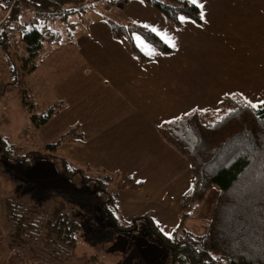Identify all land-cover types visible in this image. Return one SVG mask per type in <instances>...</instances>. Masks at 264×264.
<instances>
[{
  "label": "crops",
  "instance_id": "crops-1",
  "mask_svg": "<svg viewBox=\"0 0 264 264\" xmlns=\"http://www.w3.org/2000/svg\"><path fill=\"white\" fill-rule=\"evenodd\" d=\"M105 3L106 12L89 17L84 32L76 38L62 36L54 50L42 51L27 73V90L38 106L60 104L46 122L56 120L49 140L72 128L81 134L61 139L55 149L61 159L114 175L119 183L125 178L140 183L136 189L118 184L114 190L119 221L128 224L135 216L148 215L170 236L180 225V199L193 177L187 161L162 140L157 126L190 111H216L227 95H238L252 106L264 101V0H196L192 4L201 24L184 15L175 24L144 0ZM87 11L78 14V21L86 20L80 15ZM107 20L144 27L171 51L163 53L133 33V45L147 58L140 60L127 39L113 37ZM31 160L32 167H40L21 177L33 193L25 197L32 204L40 203L41 191L87 200L98 196L81 181L63 179L51 159ZM97 203L101 208L99 199ZM90 225L89 231L96 228ZM104 227L124 241V249L103 253L104 241L89 236L92 261L98 251L114 258L111 264L167 263L162 246L143 223L132 231H118L112 223ZM77 256L75 246L72 258Z\"/></svg>",
  "mask_w": 264,
  "mask_h": 264
},
{
  "label": "trees",
  "instance_id": "trees-1",
  "mask_svg": "<svg viewBox=\"0 0 264 264\" xmlns=\"http://www.w3.org/2000/svg\"><path fill=\"white\" fill-rule=\"evenodd\" d=\"M97 1L100 0H42L37 5L19 0L15 3L0 27V50L10 56L9 35L25 23L29 29L24 33L19 31V41L24 49L20 54L16 53L15 63L8 68L10 81L13 77V82L27 92L18 75L35 68L33 58L42 48L57 47L61 43V24L65 36L70 37L76 23L68 22L69 19L90 9ZM144 1L175 24L180 15L201 24L198 8L186 0ZM4 6L5 0H0V16L5 12ZM107 22L113 37L127 39L132 52L140 60L147 58L133 45V33L163 53L171 51L144 27ZM12 23H16L15 30L9 32ZM26 97L24 104L30 109V120L35 127L46 123L60 107L59 103H54L37 111L31 96L27 93ZM157 131L162 140L187 161L193 177L191 186L180 199V221L191 216L192 209L212 186L217 187L204 233L185 231L182 238L172 239L164 235L148 215L135 216L128 224H122L116 196L106 193L101 179L86 176L82 169L51 154L66 135L81 136L74 128L45 145L46 152L31 151L17 157L12 155L14 150L17 152L15 146L0 138V156L23 166L28 165L25 155L29 153L57 162L60 174L66 180L77 177L98 195L104 193L106 199L101 202V209L114 229L132 231L143 221L148 232L168 249V264H264V101L252 106L238 95H227L221 98L216 111H190L160 124ZM119 185L136 189L140 183L125 178ZM54 197L55 203L49 212L0 197V221L8 249L15 251V248L22 247L21 244L33 241L34 245L28 250L34 258L40 252L52 261L71 255L77 244L81 218L55 206L62 198Z\"/></svg>",
  "mask_w": 264,
  "mask_h": 264
},
{
  "label": "rangeland",
  "instance_id": "rangeland-1",
  "mask_svg": "<svg viewBox=\"0 0 264 264\" xmlns=\"http://www.w3.org/2000/svg\"><path fill=\"white\" fill-rule=\"evenodd\" d=\"M105 2H106L105 0L97 1L94 4V9L92 8L91 11H89L90 9H88L86 13L80 15V19L83 18L86 20H81L80 22L78 21L79 18L77 19L78 16H74L69 19L68 22L71 23L77 22V25L75 26L76 29L71 32L73 38H76L81 32L85 31L86 25L84 23H86L89 17L92 18L98 16L97 12L99 13H101L102 11L106 12L105 7L107 3ZM1 18L2 17L0 16V19ZM61 25H62V30H60L59 32H61L60 34H62V36L66 37L64 34L65 32H64L63 24ZM10 26H12V28L15 29L16 23H12ZM9 36L10 37L8 41L11 45L10 56L0 50V138H5L7 142L15 146L17 152L14 150L12 155L14 157L15 156L17 157L19 155L31 151L44 152L45 145L55 142L58 139V136L52 140H49V137H47L49 136V133H52L56 128L54 126V124H56L55 119L52 121L54 122L53 125H51V123H46L44 125L45 127L42 130L39 127L34 126V123H32V121L30 120L31 115L28 112V110L30 109H27V106L24 104V101L27 100L26 97L27 93L29 95V90L26 92L23 89H21L19 84L13 82L15 80L13 77L12 80L10 81L8 68L12 62L15 63L16 53L19 52L17 54H20L24 48L19 41V32H14L12 35ZM55 48H56L55 46L44 47L39 52H37L33 58V62L35 63V65L37 64L38 57L44 54L42 51H45L46 49L54 50ZM13 75L14 73H12V76ZM17 78H19V80L23 82L25 84V87L28 89V87L26 86L27 73H24V75L22 74L18 75ZM34 103L36 104V102ZM49 105L47 106L37 105L36 110L37 111L44 110ZM48 124L51 126H49ZM38 128L39 131H41V134L38 131ZM51 154H53L58 158H61L56 150H54ZM36 156L38 155L30 154V153L25 155V159L28 161V165L26 166H23L18 162H14V163L9 162L3 156H0V177L2 180L0 183V197L2 199H10L22 205L36 206V208L45 212H49L53 204L55 203L53 199L54 196L55 197L58 196L62 198L59 199V201H57L55 206H59L63 211L67 210L68 212L71 213L73 212V215L77 217H79L78 215L81 214L80 216L82 217L81 227L78 232L77 244H76V252L79 257L77 256L75 257V259H73L71 253V255L68 258L66 257L65 258L61 257L58 259L54 258L55 261H52V260H47L46 259L47 257L44 256L42 252H40L38 256L34 258L32 254L29 252L30 250H28L29 246L31 247L34 245L33 241H27L26 244H21L22 247L15 248V251H13L12 249H8L6 247L8 245V240L7 238H5V234L3 232L4 226L0 221V264H84V260H86L85 263L91 262L90 264H92V262H97L98 264L113 263L114 258H111L109 256L103 257L104 255L100 256L101 253H98V251H95V253H97L96 256L99 255V257H97V259H93L92 261L93 248L89 241L90 237L97 239L96 241L98 240L100 241V239L101 241H104L103 248H101V251L103 250V253H106L113 249L115 250L119 248L124 249L125 246L124 241L122 242L119 237H116L117 235L116 236H113L111 234L109 235L106 229H104L105 228L104 225L111 226L110 220L107 218L106 214L103 212V210L99 207L97 203L98 199L100 201V204L103 200L106 199L104 197V193L103 194L100 193L101 195H98L96 192L98 196L95 199L87 200L86 198L83 199L81 195L80 196L75 194L68 195L69 193H67L66 196H62L61 192H60L61 194L60 193L50 194L48 192V195H46L43 191H41L37 195L38 197L41 198L39 199L40 203L32 204L31 201H29V199L27 200L25 197H28V194L31 195L33 193L31 189H29V187L26 186V184H24V179L21 177V174L25 175L27 172H31V174H34L35 168L40 167L39 165L37 166L36 163L34 167L31 166L32 165L31 159ZM55 164H57V162ZM82 172L86 176L101 179L103 182V188L106 190V193H109L111 195L113 194L118 184H120L116 176L108 175L103 171L93 172V170L86 168V169H82ZM39 175L41 176V173L36 172V176ZM63 179L65 178L63 177ZM27 180H31V179L28 178ZM73 181L75 184L80 183V179L77 177H75V179L72 180V182ZM216 195H217V187L212 186L206 193L204 199L200 203L196 204L195 207L192 209L191 216L183 220V222L180 221V225L174 231L175 233L173 232L172 235H170L169 237L172 239L179 237L182 238L184 235L183 232L185 231H189L194 234L204 233L206 229L205 227L207 225V222L210 218L213 209ZM80 206L83 207V209H81ZM91 223H95L94 227L96 228L89 231L88 229L91 226L90 225ZM142 223L145 226V223L143 221H141V224ZM98 243L96 244V246L98 245ZM162 248L165 253L162 256V259L165 261V263L167 262L166 264H168V259H167L169 257L168 249L165 248L164 246H162ZM117 252L121 253L120 250H117ZM78 260H82V261H78ZM87 260H91V261H87ZM119 263L120 262H118V264Z\"/></svg>",
  "mask_w": 264,
  "mask_h": 264
},
{
  "label": "built area",
  "instance_id": "built-area-1",
  "mask_svg": "<svg viewBox=\"0 0 264 264\" xmlns=\"http://www.w3.org/2000/svg\"><path fill=\"white\" fill-rule=\"evenodd\" d=\"M19 0H5V12L2 14V18L0 19V27H2L5 23V18L7 17V15L9 14L11 8L15 5V3H17ZM42 0H25L26 3L29 4H33V5H37L41 2ZM40 22H42V19L39 20ZM29 29V26L27 23L22 24L20 27L16 28L15 32H19L22 31L23 33L25 31H27ZM14 28H12V26H9L8 31L9 32H14Z\"/></svg>",
  "mask_w": 264,
  "mask_h": 264
},
{
  "label": "snow or ice",
  "instance_id": "snow-or-ice-1",
  "mask_svg": "<svg viewBox=\"0 0 264 264\" xmlns=\"http://www.w3.org/2000/svg\"><path fill=\"white\" fill-rule=\"evenodd\" d=\"M192 3H194V4H195V3H196V0H192ZM181 19H183V18H181Z\"/></svg>",
  "mask_w": 264,
  "mask_h": 264
}]
</instances>
